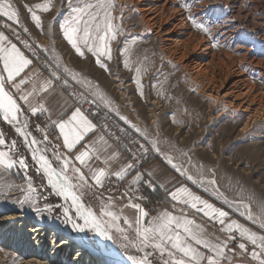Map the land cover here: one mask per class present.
<instances>
[{"label":"rangeland","instance_id":"374dc122","mask_svg":"<svg viewBox=\"0 0 264 264\" xmlns=\"http://www.w3.org/2000/svg\"><path fill=\"white\" fill-rule=\"evenodd\" d=\"M256 1L233 0L236 3L233 5V13L240 5L242 14L246 11L250 17L259 18L262 6ZM6 2L18 13L19 22L0 16V30L11 32L14 40L32 60L51 74L52 79L63 87L83 112V101L92 102V114L87 115L98 121L99 127L126 154L136 171H141L152 157H157L207 197L229 210L251 233L264 236V216L261 215L264 207V119L245 127L246 117L240 113L235 116L226 112L217 118L222 109L221 104L210 109L209 100L198 92L200 87L190 81L189 75L183 69L166 60L160 50L161 44L154 35L143 30L136 16L130 15L128 20L125 19L118 0H111L110 8L111 22L116 33L115 40L107 41L111 59L107 55H93L83 43L80 44L84 52L81 56L69 44L60 26L72 14V6H76L78 2L81 5L86 2L95 4L96 0ZM179 2L185 3L188 12L196 15L192 19H200L196 23L203 24L207 29L205 31L204 28H197L190 19L189 24L196 34L209 38L222 31L224 25L220 19L216 20L213 16L202 18L203 13L196 12L195 9L202 5V0ZM46 3L50 7L47 12L35 7L37 4ZM32 12L40 17V26L32 19ZM220 32L213 38L214 48L218 51L227 42L234 41L228 39L222 44L227 35ZM243 36L244 34L237 37L232 44L240 45V40L245 39ZM133 39H136L135 43L127 49ZM248 43L250 44L242 45L252 50V56L259 53L264 57V45L260 42ZM97 60L105 67H101ZM253 83L260 86L263 84L258 78L253 79ZM19 116H22L20 121L28 126L29 133L43 155L59 172L62 168L61 156L43 125L48 123L46 117L42 116L41 121L39 119L38 123H34L23 110ZM110 122L123 129L121 135L114 133L115 126H109ZM16 128L18 126L9 124L0 116V137L5 139V143L0 145V152L6 154L5 159L17 161L11 169L0 165V217L25 214L28 223L30 222L29 227L44 223L50 228L47 233L49 236L57 229L61 232L70 231L74 237L77 233L72 221L76 219L82 224V220L72 207L71 217L66 214L61 204L62 199L53 191ZM134 142L141 145L137 147L139 153H135L136 155L128 149L130 143ZM145 156L147 158L142 159ZM169 159L176 168L168 162ZM19 160H24L26 167L22 168ZM136 161L140 162L138 166ZM177 168L180 170L177 171ZM189 176L192 177L191 180L188 179ZM113 180L118 181L115 178ZM123 183L119 182L117 185L111 179L104 187L113 192L124 193L132 201L143 204L149 202L152 208L155 207L140 183ZM82 201L86 208H91L104 222L99 210L92 209L88 202L83 199ZM244 205H248V208ZM249 210L252 219L248 218ZM53 223H58L60 228ZM8 224L10 222L0 233V264H57L48 262L47 255H40L41 259L37 261L33 254L30 256L28 249L22 251L2 245L1 238ZM86 234L89 242L80 244H88L95 251L98 250L94 247L103 245L110 251L107 239L100 241L93 229H89ZM29 238L31 236L26 237ZM130 239H134L135 244L118 239L117 236L112 240L123 257H127L133 264L130 257L141 258L145 251L139 250V239ZM78 245L76 243L73 253ZM247 245L246 252L237 250L234 253V264H259L258 260L252 258V253L259 252L260 249L250 242ZM150 259L153 264H163L152 255Z\"/></svg>","mask_w":264,"mask_h":264},{"label":"bare ground","instance_id":"6f19581e","mask_svg":"<svg viewBox=\"0 0 264 264\" xmlns=\"http://www.w3.org/2000/svg\"><path fill=\"white\" fill-rule=\"evenodd\" d=\"M256 2L262 6L259 18L250 17L246 11L242 14V11L239 10L240 5L236 8L238 10L233 13V5L236 4L233 0H202V5H198L195 10L199 14L203 13L202 18L213 16L216 20L220 19L223 22L224 26L219 32L222 35H227V38L223 40L222 44L228 39L235 41L237 37L243 34L245 36L243 41L240 40V45L232 44L234 41L225 42L226 45L218 51L215 49L216 47L214 48L213 40L215 39L213 38L219 32L213 33L214 35L209 38L202 37L199 33L196 34L189 24L191 23L190 19L196 15L188 12L189 9H186L185 3H180L179 0H118L125 19L130 15L136 16V19L142 24L143 30L154 35L161 44L160 50L166 60L183 69L189 75L190 81L195 83L196 87H200L198 92L209 100L210 109L221 104L222 109L217 118L226 112L235 116L240 113L246 117L245 127L264 119V57L259 53L252 56V50L243 46L249 45L248 42L252 44L260 42L264 45V0ZM196 21H200V19H196ZM135 40L130 42L127 49L131 48ZM255 78L261 80L263 84L261 86L254 84L253 79ZM84 112L86 113L85 110ZM21 117L19 116V121ZM13 125L21 128L26 134L22 137L31 154L33 155L34 149L37 150L35 161L41 168L39 157L43 155V152L37 143H32L34 138L29 133L28 126L25 127L22 121ZM41 170L44 172L43 168ZM44 174L48 180L47 174L45 172ZM52 189L57 194V190L53 187ZM58 196L62 199L61 204L64 210L67 209L66 214L71 217L70 208L76 210V207L70 198ZM97 218L99 217L97 216ZM80 219L82 220L80 225L84 226L83 219ZM8 222L10 224L5 228L3 238H1L3 239L2 245L5 244L11 249H21L22 251L28 249L30 256L33 254L37 261L41 259L40 255H47L48 262L57 264H131L127 257H123L113 240L107 239L110 251L103 245L94 247L98 250L95 251L91 248L92 246L88 247V244L86 246L80 244L89 242L86 234L89 229L96 232L100 241L104 240V237L91 225L85 226L84 231L75 229L77 234L74 237L71 236L70 231L61 232L59 229V231L53 230L54 233L49 236L47 234L50 231L49 226L47 227L43 223L40 226L29 227L30 222L28 223L25 214H20L0 217V233ZM79 222L74 219L72 224H79ZM53 225L59 227L58 223H53ZM28 236L31 238L26 239ZM76 243L79 244L78 249L73 253Z\"/></svg>","mask_w":264,"mask_h":264},{"label":"crops","instance_id":"0c3cea01","mask_svg":"<svg viewBox=\"0 0 264 264\" xmlns=\"http://www.w3.org/2000/svg\"><path fill=\"white\" fill-rule=\"evenodd\" d=\"M0 32L4 33L8 37V41L16 44L25 57L31 60V64L28 65L15 80V84L19 85V89L7 85V90L13 94L14 98H16L17 102L21 105L23 112L34 121V123H38L39 119L41 121L42 116L46 117L48 123L43 125L47 133L51 136L53 143L58 148L57 150L61 156L62 166L64 161L68 162L67 174L73 178V183H81L76 179L79 173H74L72 171L73 168H79L80 172L84 174L87 186L84 189L85 194L82 196V199L88 202L92 209L100 211V215L104 222L107 221L105 225L114 238L117 236L118 239H124V235H128L129 240H131L130 238L132 237L136 238L135 220L139 216V212L131 205L139 204L141 208L148 213L147 217H144L142 220L143 226L147 227L149 221L154 217L162 215L164 212H168L177 217H185L194 221L195 225L199 226V229L195 230L199 232L202 239L207 240L212 245L219 246L222 249L223 255L217 256L215 251H209L202 245L195 244L194 241L188 240L187 243L191 244L192 247L204 253L206 256L211 255L216 258L218 264L236 263L234 262L236 259L234 253L237 250L246 252L248 248L247 244L250 242L246 237L241 236L240 230L236 227V225H239L240 228L245 227V229H247L244 223L236 220L229 210L223 208L214 199L207 197L200 189L193 186L157 157H152L141 171H139L140 173L136 171L126 154L110 139L105 131L99 127L98 121L92 116H88L76 106L71 96L68 95L61 85L57 84L52 79L51 74L49 72L47 73L37 62L32 60L30 55L14 40L13 34L5 30H0ZM0 75H7L3 72L2 62H0ZM21 80L24 81L23 84L20 83ZM21 95L28 96L27 103L20 99ZM30 106L38 109L35 114L32 113ZM77 110L82 114L84 120L91 125V128L88 131H84L79 121H72L71 124L65 128V132H69V129L73 128L81 132L83 138L80 139L72 149H68L64 144V136L58 125L61 122L70 121L73 113ZM57 139L60 141H57ZM84 152H87L88 155L84 157V163L81 164L76 157ZM130 165L131 167H129ZM101 169L104 170L105 174L101 177V184L97 185L93 177ZM121 170L124 171L123 178L116 175V173ZM114 178L126 184L140 183L151 198L155 207L152 208L149 202L143 204L132 201L124 193L113 192L106 189L104 184ZM181 188L187 189L193 196L199 197L201 201H206L208 204H211L213 208L226 212L227 216L219 217L218 215L212 214L205 215V212H209V209L198 202L196 208H193L192 203L194 201H192L191 197L178 192ZM173 193L177 194V199H173ZM186 200L188 201L187 203H185ZM102 210L113 212L118 219L113 222L111 217L102 215ZM125 219L128 220V224L124 223ZM221 219H223L224 223L220 222ZM110 225L119 226L125 231L122 234L117 232L115 226ZM129 225L132 226L130 227ZM195 225L193 226L194 228ZM229 225H232L231 229H229ZM248 231L251 232L250 229H248ZM181 235L183 237V232H181ZM257 236L259 237L260 235ZM241 243L245 244L244 249L239 247ZM250 244L252 243L250 242ZM145 249V252L153 253L152 257L162 262L158 251L151 247ZM181 255V253H177L178 257ZM164 258L167 259L166 254ZM204 264H206V261ZM238 264H240V262H238Z\"/></svg>","mask_w":264,"mask_h":264},{"label":"snow or ice","instance_id":"6c2138e0","mask_svg":"<svg viewBox=\"0 0 264 264\" xmlns=\"http://www.w3.org/2000/svg\"><path fill=\"white\" fill-rule=\"evenodd\" d=\"M36 8L42 9L43 11H49V4H37ZM111 0H96V3L86 2L82 5L78 2L76 6L71 7L72 14L67 18L64 23L60 26L64 30V36L81 56L84 55L80 44L83 43L87 48V51L91 52L93 55H107L111 59L110 49L108 47L107 41L109 39L115 40L116 33L114 31V26L111 22L110 8ZM31 11V9H30ZM0 16L6 17L8 20L18 21V13L15 10H12V5L7 3L6 0H0ZM32 19L36 22L37 26H40L41 19L35 12H32ZM193 23L196 24L197 28H204L203 24H197L193 19ZM207 31L206 28H204ZM0 62L3 63V72L7 75H0V116L3 117L5 121L9 124H18L19 115L22 112L21 105L17 102V99L14 98L13 94L7 90L6 86L11 85L19 89V85L15 84L16 78L23 72V70L31 64V60L25 57V55L20 51L16 44L8 41V37L0 32ZM97 63H100L97 60ZM101 67H105L103 63H100ZM21 84L24 83L23 80L20 81ZM30 95V94H29ZM21 100H24L26 103L28 101V96L21 95ZM30 109L33 114L37 112L36 107H31ZM72 121H79L84 131H88L91 128V125L84 120L82 114L77 110L73 113L71 120L68 122H61L58 127L61 130V133L64 136V144L68 149H72L74 145L83 138L81 132L76 129L70 128L69 132H65V128L68 127ZM27 125H25L26 127ZM16 131L22 136L26 135L21 128H16ZM5 143V139L0 137V145ZM14 143V142H13ZM32 143H36L34 140ZM36 151L33 150V158L36 159ZM88 155L87 152L81 153L76 157L81 164L84 163V157ZM6 154L0 152V165H3L5 169H11L17 163L15 160L5 159ZM59 159V158H58ZM39 162L41 168L48 176V183L57 190V194L65 197L66 199L70 198L72 204L76 207L77 215L83 219L84 226H81L78 223H73V227L79 231H84V227L91 225L101 236L105 239L112 240L113 236L109 234L108 228L104 226L107 221L102 222L97 218L96 214L91 210V208H85L82 196L85 194L84 189L87 186L86 179L84 174L80 172L79 168H73L74 173H79L76 177L81 183H73L72 177L68 173V162L64 161L63 166L59 172L56 168L52 166L49 160L41 155L39 157ZM172 164V161H168ZM19 164L22 168L26 167L24 160H19ZM176 168L175 164H172ZM131 167V165L129 166ZM180 169L177 168V171ZM104 170L101 169L97 174L94 175L93 179L97 185L101 184V177L104 176ZM117 176L123 178L124 171L116 173ZM188 179H192L191 176ZM195 182V181H194ZM214 183V182H213ZM29 188L31 184L29 183ZM179 193H184L187 196L191 197L192 207L196 208L197 202L204 205L205 208L209 209V212H205V215H218L219 217H226L227 213L222 210H217L213 208L211 204H208L206 201H201L199 197L193 196L188 192L187 189L181 188L178 190ZM173 199H177L178 196L176 193H173ZM188 201L186 200L185 203ZM139 212V216L135 220V236L136 239H139V250L151 247L154 250L160 253L161 260L163 264H218V260L211 255H205L204 253L198 251L196 248L192 247L191 244L187 243L188 240L194 241L197 245H202L204 248L209 251H215L217 256L223 255L222 249L217 245L210 244L207 240L202 239L199 232L195 229H199L198 225H195V222L189 220L185 217H177L168 212H164L162 215L154 217L151 221L148 222V226H143L142 220L144 217H147L148 213L145 212L139 204H132ZM247 209L248 205H244ZM67 212V209H65ZM103 216H108L112 218V221H116L118 217L111 211H103ZM261 215L264 216V207L261 209ZM249 219H252L251 211L249 210ZM221 223H224L223 219L220 220ZM124 223L128 224V220L125 219ZM195 225V228L193 227ZM115 226L117 232L124 233V229ZM130 227L132 225H129ZM229 229L232 228V225L228 226ZM236 227L240 230L241 236H244L249 240L253 245L260 249L259 252H253L252 258L258 260L259 264H264V236H257L255 233H251L248 229L240 228L239 225ZM183 232V237L181 235ZM124 239L128 240L130 243L135 244V240H129L128 235H124ZM127 247V245H125ZM241 249L245 248V244L241 243L239 245ZM177 253H181V256H177ZM165 254L167 259H165ZM152 253L145 252L144 256L141 258L130 257L133 261V264H153L150 256Z\"/></svg>","mask_w":264,"mask_h":264},{"label":"built area","instance_id":"2783aa9c","mask_svg":"<svg viewBox=\"0 0 264 264\" xmlns=\"http://www.w3.org/2000/svg\"><path fill=\"white\" fill-rule=\"evenodd\" d=\"M82 105V109H84L85 111H86V113H91V110L94 108V106L92 105V102L91 101H83V103L81 104ZM112 125H114L115 126V128L113 129V131H114V133L117 135V136H119V135H121V133H122V131L123 130H121L122 128L120 127V126H118V125H116V124H114L113 122H110L109 123V126H112ZM135 144V145H134ZM134 144L133 143H130V145H129V147H128V149L131 151V153L133 154V155H136L135 153H139V151L137 150V147H139V146H141L140 144H136L135 142H134ZM146 159L147 158V156H145V157H143L142 159ZM135 159V158H134ZM140 162L142 161V160H139ZM139 161H136V165L138 166L139 164H140V162ZM113 182H115V184H117V185H119L118 183L120 182V183H123L122 181H120V180H112ZM124 184V183H123ZM119 187V186H118Z\"/></svg>","mask_w":264,"mask_h":264}]
</instances>
